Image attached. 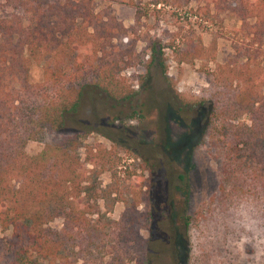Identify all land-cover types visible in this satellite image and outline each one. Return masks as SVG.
<instances>
[{"label": "trees", "instance_id": "16d2710c", "mask_svg": "<svg viewBox=\"0 0 264 264\" xmlns=\"http://www.w3.org/2000/svg\"><path fill=\"white\" fill-rule=\"evenodd\" d=\"M208 1L240 20L230 29L231 54L215 64L198 95L171 98L167 114L187 129L204 110L203 143L217 177L215 190L180 214L184 264H233L240 239L264 238V0ZM94 6V0H0V229L8 231L0 264H151L149 242L135 229L154 223L156 211L144 216L125 202L108 234L91 219L100 212V195L96 183L87 185L89 173L115 170L119 157L85 141L93 129L74 116L87 91L111 121L138 113L126 106L135 90L120 74L131 52L113 43L125 28ZM157 43L148 37L151 55L161 51ZM175 48L183 59L206 51L191 38ZM29 139L44 140L43 148L28 155ZM88 189H95L91 199ZM55 219L58 228L50 225Z\"/></svg>", "mask_w": 264, "mask_h": 264}, {"label": "rangeland", "instance_id": "374dc122", "mask_svg": "<svg viewBox=\"0 0 264 264\" xmlns=\"http://www.w3.org/2000/svg\"><path fill=\"white\" fill-rule=\"evenodd\" d=\"M94 5L102 18L113 16L125 28L123 36L113 43L131 52L130 59L124 57L120 74L135 90L126 106L138 113L133 118L120 115L111 121L101 109L102 103L88 97L87 91L74 116L93 129L85 141L100 142L119 157L115 170L96 167L89 173L87 185L97 184L96 191L88 189L89 197L94 191L100 195V212L91 219L108 234L125 202L128 211L135 203V209L144 216L152 209L157 212L154 223L146 222L135 229L149 242L151 264H184L186 237L180 214L192 212L204 201L215 190L217 177L203 143L204 110L198 109L191 126L185 129L169 118L167 107L171 98L175 101L198 95L207 86L215 64L231 54L234 36L230 29L239 26L240 20L208 0H94ZM148 37L158 42L160 52L150 54ZM185 38L199 39L206 51L198 57L181 58L175 47L182 49ZM39 77V67L33 65L30 78ZM43 146L44 140L29 139L24 151L33 155ZM50 225L58 228L60 219ZM7 234L0 229V243ZM235 250L238 258L233 264H259L264 238H242ZM100 256L102 262L107 259L106 253Z\"/></svg>", "mask_w": 264, "mask_h": 264}]
</instances>
